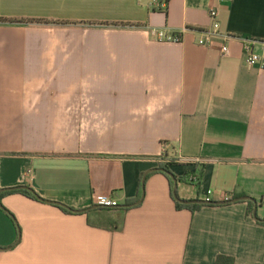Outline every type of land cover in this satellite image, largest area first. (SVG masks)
<instances>
[{"label": "crops", "instance_id": "obj_1", "mask_svg": "<svg viewBox=\"0 0 264 264\" xmlns=\"http://www.w3.org/2000/svg\"><path fill=\"white\" fill-rule=\"evenodd\" d=\"M150 5L0 0L1 19L66 24H0V264H264V72L242 51L264 0ZM212 8L221 38L199 46ZM162 143L169 173L200 177L177 197L215 205L176 209Z\"/></svg>", "mask_w": 264, "mask_h": 264}, {"label": "built area", "instance_id": "obj_2", "mask_svg": "<svg viewBox=\"0 0 264 264\" xmlns=\"http://www.w3.org/2000/svg\"><path fill=\"white\" fill-rule=\"evenodd\" d=\"M150 7L158 10H163L167 7V0H151ZM208 16L210 20V28L208 30L200 31L202 38L198 41L199 46L210 47L215 39L219 37L221 38V35L219 34L217 10L215 8L210 9L208 12ZM168 41L178 43L180 42V37L175 35L168 38ZM242 43V51L247 66L257 68L258 70L264 72V43H257L251 40H243ZM255 45H259L258 50L254 49ZM220 52L223 57L227 56L229 53L228 47L226 45H222ZM161 146V154L157 158H155V160L159 165L167 166L171 163L172 159L167 156L165 143H162ZM186 180V184L179 182L177 183V186L180 185L183 186V188L184 186L186 188H198L200 185L199 179L194 175L187 177ZM211 195L212 192L210 190L205 192V199L203 200V202H205L206 205H215V203H213L210 199ZM92 201L94 205L104 209H114L119 206L116 200L105 196H93ZM260 203L264 205V196L260 198Z\"/></svg>", "mask_w": 264, "mask_h": 264}, {"label": "trees", "instance_id": "obj_3", "mask_svg": "<svg viewBox=\"0 0 264 264\" xmlns=\"http://www.w3.org/2000/svg\"><path fill=\"white\" fill-rule=\"evenodd\" d=\"M33 23H37V24H45V23H48V24H53V25H66V24L60 23V22H47L45 20H7V19H1L0 18V24H33ZM159 169L162 170L163 173H166V172L168 173L169 172L166 166H160ZM199 178L200 177H198V179ZM182 180H184V178L176 179L177 182H180ZM171 186L173 187L172 181H171ZM10 193L21 194V195L25 196L28 199H31V200H34V201H41V202H43L42 200H40L38 198V196L34 192H32L29 189L28 190L14 191V192H10ZM7 194H9V193H7ZM175 206H176V209L178 211H180V210H189L190 212L194 213V212L198 211L199 209H201L204 205H183V204H180V203H178V202L175 201ZM248 207H249L248 214L251 215V212H252L251 211V207H252V205L248 203ZM59 209L64 214H68V215L78 214V213H75L73 210H70V209H67V208L60 207ZM258 222L259 223H262L261 221H258ZM233 263H234V261H233L232 258L222 257V256L217 257V259L215 261V264H233Z\"/></svg>", "mask_w": 264, "mask_h": 264}, {"label": "water", "instance_id": "obj_4", "mask_svg": "<svg viewBox=\"0 0 264 264\" xmlns=\"http://www.w3.org/2000/svg\"><path fill=\"white\" fill-rule=\"evenodd\" d=\"M161 172H163L162 170H159ZM172 181L173 183V190H172V193H173V197H174V200L180 204H183V205H206L205 202L203 201H199V200H190V201H186V200H181L180 198L177 197L176 195V189H177V181H176V178L171 174V173H165ZM19 190H28V188H25V187H17V188H13V189H10V191H19ZM239 200L241 199H236V200H229V201H225V202H222L220 205H228V204H233V203H236L238 202ZM243 201H248V202H251L253 203L254 205H256L255 201L251 198H243L242 199ZM45 203H48V202H45ZM50 204H53V203H50ZM55 205H58V204H55ZM60 207H63V206H60ZM65 208V207H63ZM88 210H85V211H74L75 213H86ZM253 218L256 220V221H260L257 217H256V208H254L253 210Z\"/></svg>", "mask_w": 264, "mask_h": 264}, {"label": "rangeland", "instance_id": "obj_5", "mask_svg": "<svg viewBox=\"0 0 264 264\" xmlns=\"http://www.w3.org/2000/svg\"><path fill=\"white\" fill-rule=\"evenodd\" d=\"M182 191H183V189H182V188H179V189H178V192H180V193H181Z\"/></svg>", "mask_w": 264, "mask_h": 264}]
</instances>
